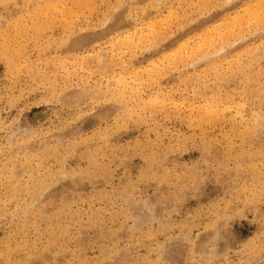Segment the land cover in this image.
Listing matches in <instances>:
<instances>
[{"label":"rangeland","instance_id":"obj_1","mask_svg":"<svg viewBox=\"0 0 264 264\" xmlns=\"http://www.w3.org/2000/svg\"><path fill=\"white\" fill-rule=\"evenodd\" d=\"M262 151L264 0H0V264H264Z\"/></svg>","mask_w":264,"mask_h":264},{"label":"bare ground","instance_id":"obj_2","mask_svg":"<svg viewBox=\"0 0 264 264\" xmlns=\"http://www.w3.org/2000/svg\"><path fill=\"white\" fill-rule=\"evenodd\" d=\"M45 10H46V12L47 13H49L50 12V10H49V8H47V6H45ZM204 115V114H203ZM210 117V116H209ZM208 117V118H209ZM208 122V121H207ZM202 124V123H201ZM263 156H264V151H262V153H261ZM15 172V171H14ZM15 175V174H14ZM11 182L13 183V184H15L16 182L15 181H13V180H11ZM11 184V183H10ZM35 185H37V182H35L34 183ZM13 200V199H12ZM15 251V250H14ZM7 262H8V264H14L16 261H14L15 260V257H16V252H11V251H8L7 252ZM14 262V263H13Z\"/></svg>","mask_w":264,"mask_h":264}]
</instances>
